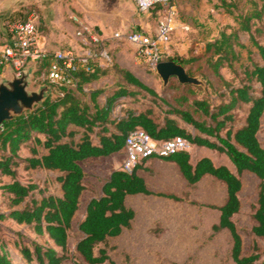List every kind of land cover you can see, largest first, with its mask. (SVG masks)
Masks as SVG:
<instances>
[{"label": "trees", "instance_id": "obj_1", "mask_svg": "<svg viewBox=\"0 0 264 264\" xmlns=\"http://www.w3.org/2000/svg\"><path fill=\"white\" fill-rule=\"evenodd\" d=\"M261 17L262 12L253 8L239 17L237 30L230 34L220 32L219 37L206 44L200 56L168 59L183 67L204 59L218 83L217 87L211 82L206 83L213 90L215 100L210 93L207 95L198 87L172 82L167 89L175 91V95L168 103L127 70L113 66L107 71L80 72L75 91L51 86L54 97H48L33 111L2 123L0 177H9L11 182L0 186L9 201V212H0V220L10 219L26 226L45 240L44 245L31 241L27 246H18V252L27 264L33 261L37 264L65 263L69 254L72 219L85 190V175L78 163L89 157H107L118 152L126 135L136 128L153 140L168 141L181 137L188 140L190 146L206 148L229 159L235 173L225 166L215 165L209 158H202L193 165L187 151L161 158L177 166L190 190H194L205 176L224 186L222 205L208 207L219 212L218 222L211 226L212 233L226 231L230 235L228 256L231 262L228 264H264V249L258 243V240L264 241V148L257 137L264 115V29L258 27L252 31L250 24L251 20H260ZM239 32L249 36L259 61L249 58V65L242 67L240 75H235L238 81L229 82L222 77L220 69L228 68L235 73L234 65L240 61L237 49H245L238 39ZM257 37L263 39L262 43L257 41ZM47 64L45 60L42 67ZM187 73L191 75L188 70ZM104 74L115 77L117 90L104 105L97 103L102 90L90 91L87 102L83 86ZM128 85L133 86V90ZM135 89L149 96L150 104H146L145 110L139 113L125 109L124 117L113 119L114 101L121 96L134 98L137 95ZM199 92L204 94L195 97ZM39 135L44 139L41 140ZM94 138L97 143H94ZM21 144L31 157L20 158L17 155ZM40 149L46 154L41 155ZM145 160L131 172L122 168L112 172L101 189V196L86 206L84 218L77 226L80 239L75 250L81 258L77 264H116L109 257L108 241L129 230L134 219L133 210L125 206V197L152 195L144 179L136 174L137 167ZM19 163H24L25 170L57 172L54 182L60 195L44 194L45 190L36 184L23 185L17 181L15 168ZM245 172L252 174L258 182L256 199L251 206L254 240L248 252L243 250V242L233 220L241 209L238 195L242 188L240 177ZM35 193L42 195L41 198L34 199ZM188 195L184 194L183 198L163 197L182 202L190 201ZM189 203L197 205L195 201ZM0 264H13L5 246H0Z\"/></svg>", "mask_w": 264, "mask_h": 264}, {"label": "rangeland", "instance_id": "obj_2", "mask_svg": "<svg viewBox=\"0 0 264 264\" xmlns=\"http://www.w3.org/2000/svg\"><path fill=\"white\" fill-rule=\"evenodd\" d=\"M8 1V0H7ZM207 9L215 7V15L211 13L206 14L205 23L200 24L203 28L200 30L191 29L187 31L186 37L193 35L195 40L214 39L219 37L220 32L225 31L230 34L232 30H237L240 26L239 17L244 16L246 12L252 10L262 12L260 20H251L252 31L258 27L264 29V0H204ZM15 3L18 7V14L26 15L30 11H36L39 14L40 24L38 30L58 31L56 22V12L62 15L65 20L70 22L69 12L77 15L76 7H68L65 5L66 1L56 0H10V3ZM253 3L257 4L256 6ZM254 6V7H253ZM57 15V17H58ZM212 24V25H210ZM255 24V25H254ZM175 35V34H174ZM239 41L245 46V49L239 52V63L234 65L235 73L230 72L228 68L220 69V74L226 81L235 80V75H240L242 67L249 65V58L252 61H259V56L256 49L251 45L249 36L244 33H238ZM257 41L262 43L263 39L257 37ZM177 38L172 36L169 44L165 46L168 50L175 49ZM204 46L184 47V53L188 58H195L200 56L203 52ZM163 60L165 53L162 54ZM43 63L36 65L34 73L33 84L31 89L37 88L38 85L45 83L42 73L44 72ZM145 67V66H144ZM146 68V67H145ZM191 76L198 77L205 85L200 88L211 98L215 100L213 90L207 86L206 83L211 82L214 87H217V81L213 77L211 71L208 69L204 59L194 62L190 66L185 67ZM147 71H150L146 68ZM154 72V71H150ZM239 77V76H238ZM241 77V76H240ZM107 84V83H104ZM171 94V93H170ZM204 94L199 92L195 97L199 98ZM171 96V95H170ZM172 97L168 99L171 101ZM138 107V106H137ZM258 140L264 148V115L261 120L260 130L258 132ZM23 144L19 146L17 155L20 158L24 156ZM188 152L192 154L194 159L202 157L204 154L212 156L215 164H221L224 155L217 154L212 151H202L200 148L189 146ZM207 152V153H205ZM1 154V153H0ZM24 163H19L15 168L16 180L23 185L36 184L39 189L45 190L44 194L56 193L57 185L54 182L55 174L47 173L40 170H25ZM242 188L239 193L241 201L240 212L234 216L233 220L235 226L241 236L243 242V250L248 252L254 237L251 233L253 222L251 220V206L256 199L257 180L252 174L243 173L240 177ZM11 182L9 177H0V186ZM224 195L223 187L215 181L205 178L202 180L192 199L196 200L197 205H192L186 201L187 204L177 205L174 209V214L169 216L164 222L166 232L159 234V228L154 229L156 232H149L150 230H139V228L130 231H124L119 237L112 238L108 241L107 246L109 257L116 264H228L231 262L228 253L231 248L230 235L226 231L218 234H213L211 225L217 220V211L210 209L205 204H220ZM42 195L34 194V199H40ZM31 200L28 199L27 202ZM134 204V199L129 200ZM8 198L7 195L2 194L0 190V212L8 213ZM146 204V203H145ZM26 205V203H25ZM24 205V206H25ZM147 205V204H146ZM172 212V211H171ZM154 225L153 227H155ZM136 227H138L136 225ZM80 239L78 230L70 231V238L68 241V259L64 264H77L81 261L80 256L76 253L75 245ZM36 242L44 245L45 240L36 236L31 229L26 226L18 225L10 219L0 220V246H5L9 253V257L13 264H27V262L19 254L18 246L28 245L30 242ZM261 249H264V241L258 240ZM15 245L17 247H15ZM58 250V249H57ZM31 264H37L33 261Z\"/></svg>", "mask_w": 264, "mask_h": 264}, {"label": "crops", "instance_id": "obj_3", "mask_svg": "<svg viewBox=\"0 0 264 264\" xmlns=\"http://www.w3.org/2000/svg\"><path fill=\"white\" fill-rule=\"evenodd\" d=\"M59 1H66L65 5L67 7L68 5L70 7H76V11L78 14L75 15L74 13L69 12L70 14L68 15V18L70 22H68L64 19L61 14H57V7L55 8L54 12H56V22L58 21V31L56 30L55 32H52L48 29L40 32L38 30V46L42 51H45L47 54L50 55L58 50H79L80 48H83V43L81 42V38L77 35V31L80 30L81 26L89 27L93 29V31L105 41L112 54L113 64L110 67L98 68L100 71H107L113 66H117L120 69L127 70L143 85L152 89L156 94H158L160 98H162L168 103H171V101L168 99V95L169 97L173 98V96L175 95V91L167 88L172 82L177 83V81L175 79H171L169 84L165 88H163L161 80L156 75L155 71H147L144 67V64L135 58L132 46L128 44H120L116 46V44H114L113 41L110 39L112 33L114 32L138 31L149 36H154L157 31L158 15L156 10L150 11L148 13H140L135 8L133 0ZM176 6L178 13L177 24L179 28L177 29L174 37L177 38V44L175 45V49H164V60L173 59L177 57L188 58V56L186 55L187 52L184 53V47H200L203 45L204 52L206 44L217 38H201L195 40L192 34H190L189 37L185 36V32L191 31V29H202L203 31V28L200 24L205 23L207 13H211L212 15L216 14L215 7L207 9L204 0H176ZM24 17V15L20 16L18 14V7L15 6V3H10V0H0V39L2 41H5L8 38L5 28V24L7 21L14 19H23ZM46 69L47 65L44 67V72L42 73L43 78L45 77ZM3 76L8 77L9 75L7 72H4ZM116 81L117 80L113 75L104 74L99 76L98 79H96L95 81L85 84L83 86V91L87 93V97L85 98L86 101L88 102L89 100L90 91L102 90V94L97 98V103L99 105H104L106 103V99L112 96L113 93L117 90ZM43 84H46V82ZM128 88L133 90V86L131 85H128ZM134 91L137 92V95L134 98L129 96H121L114 101V107L111 112V117L113 119L119 120L121 117H124L125 109H130L135 113H139L145 110L144 108L146 107V104H150L149 96H144L143 93L139 90L135 89ZM53 94L54 95L50 97L55 96L54 91ZM179 122L181 123L180 120ZM188 129L191 130V128ZM38 137L41 140L44 139L43 136L39 135ZM77 139L78 137H76V140ZM94 143H97L96 138H94ZM24 150L25 158L31 157L26 147L24 148ZM200 150L212 153L211 150L206 148H200ZM39 152L41 155L46 154V151L43 149H40ZM188 153L190 155V162L193 165L202 158H209L215 164V161L212 156L204 154L202 157L194 159L192 154L190 152ZM124 160L125 149L123 145V147L118 152L113 153L110 156L89 157L78 163L85 175L83 179V185L85 186V190L81 193L80 207L72 219L71 230L77 231V226L79 222L84 218L86 206L92 199L101 196V189L104 183L109 179L112 172L121 170ZM217 166H225L231 172L235 173L233 165L226 156H223L222 163L220 165L217 164ZM45 172L49 174L54 173V176L57 175V172ZM136 174L142 179H144L147 188L152 193V195L137 194L125 197V206L133 210L134 219L131 223V228L129 230L124 231H130L132 229L139 228V230L141 231L150 230L149 232H156L154 231V229L159 228V234H157V236L160 235V233H163L164 231L166 232L167 226H165L164 222L166 221V219L169 218L170 215L174 214L175 207L177 205L187 204L186 201L174 202L173 200L163 196H175L177 198H183L184 194L189 193L188 200H193L197 202L196 200L192 199V196H194V193L196 192L199 183L205 178H209L215 181L213 178L205 176L201 181L196 184L194 190H190L187 186V182L185 181V179L183 178L174 163L156 157H151L145 160L142 164H140L136 169ZM215 182L223 187V199L220 204H205V206L207 207L221 206L224 201L225 188L219 182ZM49 194L59 196V187L57 188L56 193ZM131 199H134V204L130 203L129 200ZM168 214L169 216H167ZM217 214V220L213 224H216L218 222V211ZM136 225L138 227H136ZM154 225L156 226L153 227Z\"/></svg>", "mask_w": 264, "mask_h": 264}, {"label": "built area", "instance_id": "obj_4", "mask_svg": "<svg viewBox=\"0 0 264 264\" xmlns=\"http://www.w3.org/2000/svg\"><path fill=\"white\" fill-rule=\"evenodd\" d=\"M140 13L157 11V31L154 36L142 32H114L110 39L116 46L128 44L133 47L135 58L144 66L155 71L158 62L163 60L167 46L177 29L178 13L176 0H133ZM39 14L28 12L23 19L9 20L5 24L7 40L0 39V73L11 68L16 77L28 64L39 65L48 61L44 81L48 86L67 88L77 87V74L93 73L100 67L113 64L111 51L105 41L93 29L81 26L77 35L83 48L79 50H58L52 54L42 51L39 46ZM188 140L175 137L168 141L153 140L140 128L130 131L124 139L125 160L122 169L131 172L142 160L150 157L164 158L177 152L187 151Z\"/></svg>", "mask_w": 264, "mask_h": 264}, {"label": "water", "instance_id": "obj_5", "mask_svg": "<svg viewBox=\"0 0 264 264\" xmlns=\"http://www.w3.org/2000/svg\"><path fill=\"white\" fill-rule=\"evenodd\" d=\"M35 71L36 64H28L22 70L20 77H16L11 68H4L0 73V126L3 122L12 121L25 112L33 111L48 97L54 95L52 88L47 84L31 89ZM4 72H7L9 76H3ZM155 73L160 78L163 88L171 79H175L180 85L205 87L198 77L189 75L181 64L174 61L158 62Z\"/></svg>", "mask_w": 264, "mask_h": 264}]
</instances>
